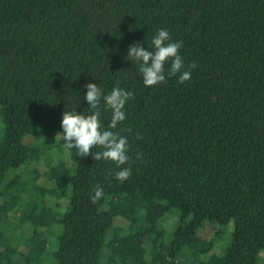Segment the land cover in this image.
<instances>
[{
	"label": "trees",
	"instance_id": "trees-1",
	"mask_svg": "<svg viewBox=\"0 0 264 264\" xmlns=\"http://www.w3.org/2000/svg\"><path fill=\"white\" fill-rule=\"evenodd\" d=\"M159 28L197 65L183 84L145 87L126 59ZM91 84L134 93L113 130L129 140L124 182L111 161L54 155ZM2 132L0 264H264V0H0Z\"/></svg>",
	"mask_w": 264,
	"mask_h": 264
},
{
	"label": "clouds",
	"instance_id": "clouds-1",
	"mask_svg": "<svg viewBox=\"0 0 264 264\" xmlns=\"http://www.w3.org/2000/svg\"><path fill=\"white\" fill-rule=\"evenodd\" d=\"M182 47L183 41L173 40L168 29L159 28L149 43V49L146 50L141 42L133 43L129 46L126 59L135 62L145 87L163 84L171 77H177V82L183 84L191 78L192 70L197 65L193 63L185 68L180 51ZM85 91L87 114L65 111L60 134L67 148L74 150L82 160L92 155L94 160L113 162L117 168L114 178L124 182L132 175L128 154L129 140L127 136L113 130L126 119V105L134 93L116 85L105 95L96 84L86 85ZM106 110H110L112 114L107 128L102 122ZM141 158L142 153H137V159ZM103 194V188L97 186L90 199L95 203Z\"/></svg>",
	"mask_w": 264,
	"mask_h": 264
},
{
	"label": "rangeland",
	"instance_id": "rangeland-1",
	"mask_svg": "<svg viewBox=\"0 0 264 264\" xmlns=\"http://www.w3.org/2000/svg\"><path fill=\"white\" fill-rule=\"evenodd\" d=\"M3 132L1 133L0 137L2 136ZM56 138L59 139V143L63 146V148L65 149L64 151H58L57 149H55V154L54 155H57L59 156L61 159L63 160H66L68 162H70V156H69V153H68V148L65 144V142L62 140V135L61 134H58L56 136ZM31 142V141H30ZM34 143V142H32ZM57 148V147H56ZM55 161H58L59 159L58 158H54ZM33 168H36L37 170H39L40 172H43L44 170L47 169V166H46V162H45V158L42 156L40 158L39 161H37L36 163H34L33 165H29V166H24L20 169V174H25L26 172H29L31 169ZM41 181L44 183H48V181L45 179V178H42ZM51 197H49V201H50ZM56 200V199H55ZM55 203H59L61 205H65L66 204V200H56ZM172 221L173 220H167L166 224H165V235H166V239L168 240V242H171L172 239H171V236H173L174 234V231L176 230L177 228V225L178 224H175L172 225ZM118 224H120V226H125V221L119 217V220H118ZM215 232H216V225L215 224H206V226L204 228H202L199 232L200 234V237L205 239V240H211V239H214L215 238ZM222 241L217 240L216 242V249L221 251L222 249V244H221ZM56 247V246H55Z\"/></svg>",
	"mask_w": 264,
	"mask_h": 264
}]
</instances>
